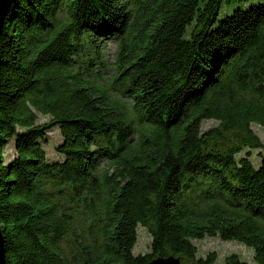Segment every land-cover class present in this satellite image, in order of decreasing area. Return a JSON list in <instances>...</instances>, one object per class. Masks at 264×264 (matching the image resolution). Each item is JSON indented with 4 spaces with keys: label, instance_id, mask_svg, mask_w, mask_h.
Wrapping results in <instances>:
<instances>
[{
    "label": "trees",
    "instance_id": "obj_1",
    "mask_svg": "<svg viewBox=\"0 0 264 264\" xmlns=\"http://www.w3.org/2000/svg\"><path fill=\"white\" fill-rule=\"evenodd\" d=\"M112 37L110 65L100 42ZM107 67L124 102L98 79ZM253 126L264 131V0H12L0 35L5 264H247L199 257L207 237L264 264ZM138 226L150 251L135 255Z\"/></svg>",
    "mask_w": 264,
    "mask_h": 264
},
{
    "label": "rangeland",
    "instance_id": "obj_2",
    "mask_svg": "<svg viewBox=\"0 0 264 264\" xmlns=\"http://www.w3.org/2000/svg\"><path fill=\"white\" fill-rule=\"evenodd\" d=\"M116 43L117 40L115 38H107L105 40H102L100 42V45L104 47V54L103 58L104 60L109 63L110 65L113 64L114 61V53L116 50ZM101 74L99 80L102 82L107 83L105 86L107 87L108 93L110 98L113 99H119L121 101H125L123 99V96L120 95V92L118 91L117 87H111L109 86V79L113 74V70L111 67H107L106 69H100ZM100 84H103L99 82ZM39 120L41 122L46 121L45 117L39 116ZM211 126V122L205 123L204 127L208 128ZM254 131L256 134L260 137L264 144V131L257 127L253 126ZM61 142V137L58 132V130L54 129L48 134V143L45 145V151L48 159L54 160L57 157V155L54 152V147L58 145ZM251 159L252 162L255 164H258L259 162V155H263V152L252 150L251 152ZM14 155L13 150V144L9 143V145L6 147L4 152L5 159L12 158ZM150 235L147 232L145 228L142 226L137 227V242L134 247V254H146L150 251ZM194 244L197 247L198 250V256L205 258L208 253L214 252L217 255L218 262H222L225 257L236 254L240 257L241 260L245 261L247 264H256V262L253 259V251L250 248L245 247L244 245L237 243V242H226L221 241L218 238H205L200 241H194Z\"/></svg>",
    "mask_w": 264,
    "mask_h": 264
},
{
    "label": "water",
    "instance_id": "obj_3",
    "mask_svg": "<svg viewBox=\"0 0 264 264\" xmlns=\"http://www.w3.org/2000/svg\"><path fill=\"white\" fill-rule=\"evenodd\" d=\"M12 0H0V35L4 26V20ZM0 264H5L4 242L0 230ZM148 264H182L177 257L169 256L166 258H157Z\"/></svg>",
    "mask_w": 264,
    "mask_h": 264
}]
</instances>
